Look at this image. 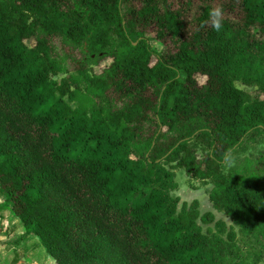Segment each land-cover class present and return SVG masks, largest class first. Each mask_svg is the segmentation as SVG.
<instances>
[{
	"label": "trees",
	"instance_id": "trees-1",
	"mask_svg": "<svg viewBox=\"0 0 264 264\" xmlns=\"http://www.w3.org/2000/svg\"><path fill=\"white\" fill-rule=\"evenodd\" d=\"M178 1L0 0V211L55 264L264 259V173L222 170L264 136V0H199L191 14ZM148 28L174 48H154ZM168 164L210 180L213 206L262 249L244 253L197 199L179 205Z\"/></svg>",
	"mask_w": 264,
	"mask_h": 264
},
{
	"label": "rangeland",
	"instance_id": "rangeland-1",
	"mask_svg": "<svg viewBox=\"0 0 264 264\" xmlns=\"http://www.w3.org/2000/svg\"><path fill=\"white\" fill-rule=\"evenodd\" d=\"M182 2H185V0H179L176 4L179 6ZM193 2L190 14L199 0H194ZM147 34L150 37L151 45L157 50L174 48L173 40L170 37H166L162 41L157 40L154 38V30L151 28L147 29ZM55 41L62 47L63 51L67 50V47L63 46L59 38H55ZM74 54L77 58L81 56L78 49L75 50ZM69 62L71 61L69 60ZM103 62L102 60L99 63L101 67L104 65ZM65 74L63 72L60 73L57 76L58 80ZM237 84L240 87L244 86L240 82H237ZM202 153L203 148L199 144L196 154L200 157ZM168 167L175 172L178 186L173 190V194L179 196V205L184 200L189 202L192 199H197L201 212L211 210L216 219L221 218L228 225H232L235 228L238 243L244 253H252L254 249H262L261 242L263 238L261 234L242 235L238 231V225L233 223L224 211L218 210L213 206L208 196L209 189L212 187L210 180H201L195 177L183 166L168 164ZM222 170L224 173L236 171L243 175L264 173V136L256 135L228 154L222 164ZM1 199L2 197H0ZM212 224L210 225L212 226ZM207 226L208 224H202L204 230H206ZM23 231L24 227L16 215L9 209L0 211V264H55L54 258L46 252L39 237L33 234L22 236ZM253 264H264V259L261 258Z\"/></svg>",
	"mask_w": 264,
	"mask_h": 264
},
{
	"label": "clouds",
	"instance_id": "clouds-1",
	"mask_svg": "<svg viewBox=\"0 0 264 264\" xmlns=\"http://www.w3.org/2000/svg\"><path fill=\"white\" fill-rule=\"evenodd\" d=\"M222 8H215L213 9V11L210 13V16L213 17L211 23H212V27L215 31L219 32L222 30L223 27V15H222Z\"/></svg>",
	"mask_w": 264,
	"mask_h": 264
}]
</instances>
